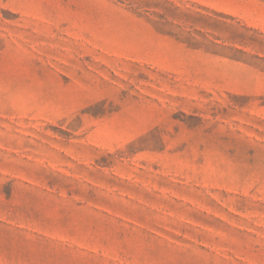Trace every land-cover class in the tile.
Wrapping results in <instances>:
<instances>
[{"label": "rangeland", "instance_id": "374dc122", "mask_svg": "<svg viewBox=\"0 0 264 264\" xmlns=\"http://www.w3.org/2000/svg\"><path fill=\"white\" fill-rule=\"evenodd\" d=\"M0 264H264V0H0Z\"/></svg>", "mask_w": 264, "mask_h": 264}]
</instances>
